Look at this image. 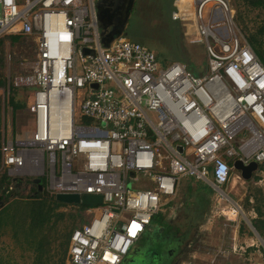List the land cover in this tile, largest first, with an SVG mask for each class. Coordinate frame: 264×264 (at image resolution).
<instances>
[{
    "label": "built area",
    "instance_id": "2783aa9c",
    "mask_svg": "<svg viewBox=\"0 0 264 264\" xmlns=\"http://www.w3.org/2000/svg\"><path fill=\"white\" fill-rule=\"evenodd\" d=\"M100 1L0 0V38L32 39L37 53L34 127L2 142L1 169L50 197L103 199L72 232L68 264H122L182 179L221 194L235 160L264 163V67L226 0L173 2L205 75L122 36L103 46Z\"/></svg>",
    "mask_w": 264,
    "mask_h": 264
},
{
    "label": "rangeland",
    "instance_id": "374dc122",
    "mask_svg": "<svg viewBox=\"0 0 264 264\" xmlns=\"http://www.w3.org/2000/svg\"><path fill=\"white\" fill-rule=\"evenodd\" d=\"M226 1L236 30L248 41L264 25V11L248 7L246 0ZM169 11V0H134L122 30L113 38L122 36L141 44L153 52L162 65L182 62L196 74H208L204 46L186 43L181 26L168 18ZM98 31L102 38L100 24ZM0 61V81L4 84L0 85L1 145L8 139L23 138L34 127L30 107L36 90L37 53L33 40L23 36L14 42L4 39L0 46ZM14 105L18 107L14 109ZM75 120L79 123V116ZM3 172L0 165V180ZM236 174L239 175L236 171L231 174L221 194L201 191L199 187L204 184L192 178L182 179L176 198L156 215L170 225L166 237H163L165 229L156 222L154 229L149 228L143 234L145 241H138L131 247L122 264H148L158 257L153 251L160 252L165 243L170 252L162 255L164 261L161 264H264V238L249 224L258 218L264 223V163L249 181L236 178ZM33 181L28 178L17 185L10 184L6 195L0 193V209L9 203L34 198L39 188ZM3 187L1 190L6 186ZM132 189L141 187L132 186ZM40 191L43 196L47 195L42 187ZM56 212L63 213L64 220L50 230V245L42 260L38 258L37 244H29L21 230L7 225L1 230L0 263L68 264L69 239L64 256V237L73 228L76 230L87 223L91 215L73 206L60 207ZM147 232L150 233L148 237L145 236Z\"/></svg>",
    "mask_w": 264,
    "mask_h": 264
},
{
    "label": "trees",
    "instance_id": "16d2710c",
    "mask_svg": "<svg viewBox=\"0 0 264 264\" xmlns=\"http://www.w3.org/2000/svg\"><path fill=\"white\" fill-rule=\"evenodd\" d=\"M246 3H247V6L250 8L259 9V10L264 11V0H246ZM4 39H8L14 42L19 39V36H6L3 38H0V46L2 45V42ZM247 42L252 48L254 54L257 56L260 63L264 67V25L261 26L255 34L250 36ZM0 85H4V84H2V82L0 81ZM17 107H18L17 105L13 106L14 109H16ZM0 165H1V155H0ZM2 175L3 176L1 177V180H0V193L4 195L7 192V187H9L10 184L17 185L18 183H20V180L13 181L11 178L7 176L5 171L2 173ZM3 186H6V187L5 189L1 190L2 188H4ZM200 189L205 190L207 192H212L211 189L206 186H202L200 187ZM42 192L43 191H40L37 189L34 198L30 199L29 201L22 202V203H18V202L9 203L4 208L0 209V236H1V230L3 229L4 226L6 227L7 225H11L13 228L15 227V229L21 230V233H23L24 235L23 237L29 244L30 243L37 244L36 251L38 253L39 260H42V257L45 255V253L47 252V249L49 248L50 230H52L57 223L64 220V214L56 212V211L60 207H67V206L76 207L80 212H84L90 208V207L83 206L81 204L68 205V204H64L61 202H57L53 196L51 197L48 195L43 196ZM0 200H2L1 195H0ZM156 222L160 223L159 226L161 228L165 229V231L163 232V237H166V233L170 230V225L161 217L158 218V216L155 215L152 218L148 229L149 228L154 229L157 226ZM252 223L255 227H257V221L256 222L252 221ZM74 229L75 228H73L64 237L65 241L62 244L63 246H65L64 252H63L64 256H65V253L67 252V247H66L67 239L70 240V236L72 232L74 231ZM149 235L150 233L147 232L145 236L148 237ZM145 239H146L145 237H142L139 240V243L141 241L144 242ZM68 246H69V242H68ZM165 246H167V243L163 244L160 252L153 251V253L154 254L160 253L161 255V253L165 252ZM64 256H63V259H64ZM148 264H160V262L157 259V260H151L150 263Z\"/></svg>",
    "mask_w": 264,
    "mask_h": 264
},
{
    "label": "water",
    "instance_id": "95a60500",
    "mask_svg": "<svg viewBox=\"0 0 264 264\" xmlns=\"http://www.w3.org/2000/svg\"><path fill=\"white\" fill-rule=\"evenodd\" d=\"M106 0H101L98 4H97V21L98 24L101 25V28L103 30V37H102V44L103 46L107 47L108 44L110 43V41L113 39V33L110 32H106L108 27L105 25L108 20V14L107 12H103L100 13L101 10V5L105 2ZM134 0H131L129 2V9L126 12V15L124 16V18L122 19L121 23L119 24V27L116 29V32H120L122 29V25L125 22V20L127 19L132 6H133ZM115 32V33H116ZM259 166L257 163L255 162H250L248 164H243V162L241 160H235V162L233 163V170L238 172L241 176V178L243 180H250L252 177V174L254 172H256L258 170ZM13 181H17L16 179H14ZM33 183L38 185L39 190H41V185L39 184V180L36 179L33 181ZM55 200L57 202H61L64 204H68V205H83L86 207H97L99 205L102 204V196L101 195H83L82 197H80L77 194H56L55 195Z\"/></svg>",
    "mask_w": 264,
    "mask_h": 264
},
{
    "label": "flooded vegetation",
    "instance_id": "af4514ba",
    "mask_svg": "<svg viewBox=\"0 0 264 264\" xmlns=\"http://www.w3.org/2000/svg\"><path fill=\"white\" fill-rule=\"evenodd\" d=\"M130 1L131 0H106L101 5L100 13H103L106 11L108 14V20L106 21L107 23L105 24L108 27L106 32H110V33L115 34V32L117 31L116 29L119 27V24L121 23L122 19L126 15L127 10L129 9V2ZM168 247H165L164 253H161V255H160V253H158V257L155 259H152V260L158 259V261L161 264L164 261V258L162 255L163 254L165 255L167 252H170ZM155 255H156V253H155ZM159 256H161V257H159ZM150 261L148 263H150Z\"/></svg>",
    "mask_w": 264,
    "mask_h": 264
},
{
    "label": "crops",
    "instance_id": "0c3cea01",
    "mask_svg": "<svg viewBox=\"0 0 264 264\" xmlns=\"http://www.w3.org/2000/svg\"><path fill=\"white\" fill-rule=\"evenodd\" d=\"M170 1V11H169V13H168V18L170 19V21L172 22V23H176V22H174L173 20H172V18H171V13H172V11H173V2H174V0H169ZM180 31H182V29H181V27H180ZM233 173H234V171H233ZM236 178H238V179H242L241 178V176H240V174L238 175V174H236V176H235ZM235 182H236V180H235V178L233 179ZM243 180V179H242ZM243 181H249V180H243ZM199 183H201V182H199ZM229 183V182H228ZM201 184H204V186H206V187H208V188H210L211 189V187L210 186H208L207 184H205V183H201ZM180 186H181V184H180ZM203 186V185H202ZM201 186V187H202ZM227 186V185H226ZM180 188V187H179ZM200 188V187H199ZM181 189H182V187H181ZM201 191H202V189H201ZM211 191L212 192H214L212 189H211ZM234 212V211H233ZM237 213V212H236ZM252 221H254V222H256L257 221V227H255L254 225H253V223H252ZM260 221V218H258L257 220H251L250 222H249V224H250V226L254 229V230H256V232H257V234H259L261 237H263L264 238V223H261V222H259ZM261 223V224H260Z\"/></svg>",
    "mask_w": 264,
    "mask_h": 264
}]
</instances>
